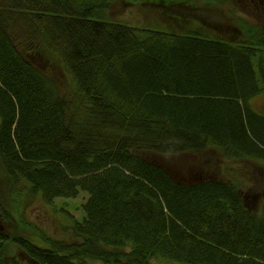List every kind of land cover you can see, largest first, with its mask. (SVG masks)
<instances>
[{"label": "trees", "instance_id": "obj_1", "mask_svg": "<svg viewBox=\"0 0 264 264\" xmlns=\"http://www.w3.org/2000/svg\"><path fill=\"white\" fill-rule=\"evenodd\" d=\"M106 9L0 0V161L46 204L88 196L73 238L26 221L11 257L0 229V264H264V188L253 207L227 181L176 182L155 157L212 148L264 163V115L250 105L264 91V29L242 21L246 37L228 38L201 15L190 30L134 27Z\"/></svg>", "mask_w": 264, "mask_h": 264}, {"label": "rangeland", "instance_id": "obj_2", "mask_svg": "<svg viewBox=\"0 0 264 264\" xmlns=\"http://www.w3.org/2000/svg\"><path fill=\"white\" fill-rule=\"evenodd\" d=\"M87 1V0H85ZM108 2L109 9L102 13V17L108 20L120 21L128 26L141 27L151 19L163 23L166 19H178V28H198L199 15L203 16L202 24L216 25L224 30L231 31L228 38L236 35L246 37L242 21L264 29V4L259 0H219L218 9H206L205 0H104ZM212 2V1H211ZM193 15L185 19L190 12ZM177 14V15H176ZM181 15V16H180ZM179 17V18H174ZM150 24H154L150 22ZM198 26V25H196ZM176 28V27H175ZM177 28V29H178ZM203 28V26H201ZM172 29V28H171ZM226 33V31H224ZM44 67L52 68L53 73H48L54 78L56 84L64 91L68 87V79L62 75L59 65H56L44 57L39 58ZM252 108L264 115V91H260L250 99ZM156 161L161 164L171 177L177 182L188 184L199 183L203 180L215 179L227 181L244 189L249 198L247 202L253 207L259 206L253 197L255 190L264 188V163L261 161H241L238 164L234 159H228L218 150L210 148L200 152L188 150L175 154L155 155ZM242 169L239 171V169ZM29 185L23 179H14L7 174L0 161V217L2 233L9 237L8 250L11 257L19 253L14 247L12 237L25 230L23 223L30 222L47 236L55 238H73L70 215L81 216L83 204L86 203L87 194L81 192L76 199H64L58 197L54 204H46L41 198L32 196ZM82 205V210H78ZM66 209V210H65ZM20 213V214H18ZM9 215V217H7ZM18 216V217H16ZM4 217H7L6 220ZM24 233V232H22ZM24 234H27L25 231ZM15 249V250H14ZM15 251H17L15 253ZM19 259L28 263L26 255H19ZM10 261L12 259L10 258ZM18 261V260H17ZM20 262V261H18ZM155 264H166L163 259H153Z\"/></svg>", "mask_w": 264, "mask_h": 264}, {"label": "flooded vegetation", "instance_id": "obj_3", "mask_svg": "<svg viewBox=\"0 0 264 264\" xmlns=\"http://www.w3.org/2000/svg\"><path fill=\"white\" fill-rule=\"evenodd\" d=\"M251 1H254V0H251ZM259 3L261 4H264V0H259ZM2 218L0 217V222H1ZM0 229L2 230V225L0 223Z\"/></svg>", "mask_w": 264, "mask_h": 264}]
</instances>
